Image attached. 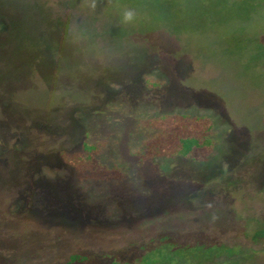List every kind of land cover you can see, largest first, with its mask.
<instances>
[{"label": "rangeland", "instance_id": "obj_1", "mask_svg": "<svg viewBox=\"0 0 264 264\" xmlns=\"http://www.w3.org/2000/svg\"><path fill=\"white\" fill-rule=\"evenodd\" d=\"M113 5L0 0V264H64L161 231L205 234L246 253L238 264H264V241H249L264 222V60L229 59L202 44L206 33L120 37ZM144 77L160 91L148 94ZM171 112L213 123L211 154L139 164L152 130L138 120ZM84 136L105 139L96 157L128 184H72L57 152Z\"/></svg>", "mask_w": 264, "mask_h": 264}, {"label": "trees", "instance_id": "obj_2", "mask_svg": "<svg viewBox=\"0 0 264 264\" xmlns=\"http://www.w3.org/2000/svg\"><path fill=\"white\" fill-rule=\"evenodd\" d=\"M109 1L115 5L114 21L119 19L117 23L110 24L112 34L121 37L129 32L146 35L161 31L166 36H173L178 42L189 43L184 39L186 36L197 41L198 36L203 39L206 33L207 42L202 44H207L209 48L213 46L210 50L220 46L229 59L237 60V57L239 59L246 54L251 63L264 60V44L256 39L258 33L254 30L257 22H261V30L264 29V0ZM120 8L135 11L136 16L131 23L120 20L123 17V9ZM210 39L213 40L211 45ZM142 82L148 94L152 90L159 92L158 88L164 83L161 79L151 77H144ZM144 99L155 101L146 97ZM138 123L152 130L150 136L141 143V151L135 152L139 164L144 165L154 158H180L198 163L206 161L213 150V123L206 116L171 112L169 115L153 114L139 119ZM104 142L105 139H101L92 143L84 136L73 150L57 152L63 156L59 157L64 160L66 167L73 172V185L90 181L106 182L107 185L111 182L128 184L119 167H108L96 157ZM120 154H126L124 148ZM49 169L54 170V174L59 171L56 168ZM57 175L50 180H56ZM249 241H264V222L256 226ZM245 254L236 247L219 243L214 238L209 239L205 234L161 231L144 242L132 243L117 250L73 253L64 264H238L240 260L235 255L241 257Z\"/></svg>", "mask_w": 264, "mask_h": 264}, {"label": "clouds", "instance_id": "obj_3", "mask_svg": "<svg viewBox=\"0 0 264 264\" xmlns=\"http://www.w3.org/2000/svg\"><path fill=\"white\" fill-rule=\"evenodd\" d=\"M93 7H95V3L93 4ZM136 16V13L132 9H125L123 12V23H131Z\"/></svg>", "mask_w": 264, "mask_h": 264}]
</instances>
